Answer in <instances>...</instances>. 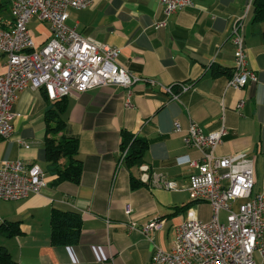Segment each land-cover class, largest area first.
<instances>
[{
	"label": "crops",
	"instance_id": "crops-1",
	"mask_svg": "<svg viewBox=\"0 0 264 264\" xmlns=\"http://www.w3.org/2000/svg\"><path fill=\"white\" fill-rule=\"evenodd\" d=\"M253 1L194 0V4L169 15L159 0H96L85 8H69L68 19L75 11L73 27L118 46V61L145 79L131 87L109 84L67 96L62 112L67 129L57 135L65 132L78 138L77 156L83 164L78 182H56L57 175L45 157V114L52 101L40 88L18 91L14 133L0 138V166L7 159H20L26 165L38 163L46 183L39 193L0 199V224L20 223L21 232L14 235L0 229V245L9 250L17 264H153L155 246L172 248L174 228L190 208L198 217L209 219L212 206L193 200L188 189L190 175L208 167L201 159L202 150L185 142L192 121L204 132L224 123L228 133L215 153L252 156L257 184L262 181L264 23L253 20ZM2 10L0 5V16L8 18ZM243 13L248 66L256 71L257 80L235 88L228 83L235 66L231 27ZM162 19L166 24L156 27ZM49 35L36 40L42 42ZM5 59L0 57V73L6 69ZM218 67L227 72L216 74ZM180 82L192 85L178 97L165 89ZM173 89L180 88L176 85ZM241 100L244 105L239 107ZM176 121L180 130L175 129ZM123 128L150 139L141 164H148L151 173L173 180L175 187L167 189L145 181L141 164H121ZM20 139L29 145L21 144ZM193 159L200 160L198 166L191 164ZM132 176L141 181L135 188L131 186ZM54 206L81 213L78 243H52ZM153 218L162 219V225L147 235L141 226ZM132 221L136 228H131Z\"/></svg>",
	"mask_w": 264,
	"mask_h": 264
},
{
	"label": "built area",
	"instance_id": "built-area-1",
	"mask_svg": "<svg viewBox=\"0 0 264 264\" xmlns=\"http://www.w3.org/2000/svg\"><path fill=\"white\" fill-rule=\"evenodd\" d=\"M95 1L10 0L11 18L0 16V57L6 56V69L0 73V138H9L14 133V104L18 91L24 88L43 89L53 101L109 84L131 87L145 79L118 61L121 51L118 46L84 35L67 23L69 8H85ZM159 1L167 15L194 4V0ZM245 15L236 17L231 27L235 66L228 83L235 88L257 80L256 71L247 61ZM35 16L50 25L51 33L42 42L36 40L29 26ZM165 24L166 19L155 23L156 27ZM191 85L182 82L178 91L171 84L165 89L178 97ZM238 105L242 107L244 100ZM175 129H181L179 121L175 122ZM227 133L224 123L218 129L204 132L198 122H191L185 142L202 150L201 159L208 167L190 175L188 189L193 200L212 206V214L209 219H203L190 208L187 217L174 228L172 248L155 246L153 264H264V153L262 182L256 187L252 156L215 153ZM20 142L29 145L25 140ZM124 156L125 150L121 151V164ZM199 163V159L191 161L194 166ZM140 167L145 181L167 189L175 187V182L163 174L151 173L148 164ZM45 183L44 171L38 163L26 165L20 159H7L0 166V199H19L32 192L39 193ZM222 210L226 212L224 220L220 217ZM162 222L153 218L141 229L148 235ZM136 227L132 221L131 228Z\"/></svg>",
	"mask_w": 264,
	"mask_h": 264
},
{
	"label": "trees",
	"instance_id": "trees-1",
	"mask_svg": "<svg viewBox=\"0 0 264 264\" xmlns=\"http://www.w3.org/2000/svg\"><path fill=\"white\" fill-rule=\"evenodd\" d=\"M10 0L1 2L3 8L7 7ZM5 6V7H4ZM254 17L255 22L264 23V0H254ZM264 37V27L262 31ZM227 70L222 67L216 69V74L225 73ZM233 72V71H232ZM230 73V75L232 74ZM182 83V82H180ZM180 83L173 84L180 88ZM43 90V89H42ZM179 90V89H178ZM177 90V91H178ZM45 98L49 100L46 92L43 90ZM51 101V100H49ZM67 96L53 100L46 110L45 119L47 125V134L45 137V157L49 161L50 170L57 176L56 182L62 180H71L78 182L83 171L82 160L77 156L79 149L78 138L74 135H67L65 132L57 135L67 129V121L62 116V112L67 106ZM150 145V139L140 136L125 128L122 129L121 150H125L124 163L130 167L141 164L145 161V153ZM66 159V162H62ZM141 181L132 176L131 186H139ZM187 206V205H186ZM0 229L6 235H14L21 232L18 220L3 222ZM82 235V215L76 210L63 209L54 206L51 211V241L55 245H74L78 243ZM0 262L2 264H17L9 250L0 245Z\"/></svg>",
	"mask_w": 264,
	"mask_h": 264
},
{
	"label": "rangeland",
	"instance_id": "rangeland-1",
	"mask_svg": "<svg viewBox=\"0 0 264 264\" xmlns=\"http://www.w3.org/2000/svg\"><path fill=\"white\" fill-rule=\"evenodd\" d=\"M6 15V17L8 18H11V13H10V9L9 7L7 6L6 8H3L2 10ZM74 14H75V11L73 13V16H71V18H69L67 20V23L69 25H72V26H75V22H74ZM29 26L33 32V35L35 38L39 37L40 35H45V34H50L51 33V29H50V25L48 22L46 21H41V20H38L37 17H33L30 22H29ZM259 171V169H258ZM258 173V172H257ZM257 176V180H258V174L256 175ZM259 178L261 180V176H260V171H259ZM261 182H258L257 186L256 187H259L261 185ZM225 215H226V212L224 210H222L220 212V217L222 220L225 219ZM256 258L259 259V256L258 254H256Z\"/></svg>",
	"mask_w": 264,
	"mask_h": 264
},
{
	"label": "bare ground",
	"instance_id": "bare-ground-1",
	"mask_svg": "<svg viewBox=\"0 0 264 264\" xmlns=\"http://www.w3.org/2000/svg\"><path fill=\"white\" fill-rule=\"evenodd\" d=\"M125 154H126V151H125Z\"/></svg>",
	"mask_w": 264,
	"mask_h": 264
}]
</instances>
